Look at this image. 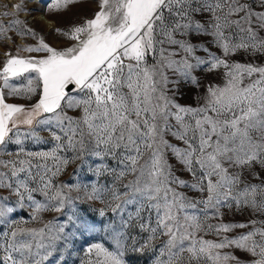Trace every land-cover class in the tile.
Returning a JSON list of instances; mask_svg holds the SVG:
<instances>
[{"label":"snow or ice","instance_id":"6c2138e0","mask_svg":"<svg viewBox=\"0 0 264 264\" xmlns=\"http://www.w3.org/2000/svg\"><path fill=\"white\" fill-rule=\"evenodd\" d=\"M91 2V18L53 29L62 46L40 37L0 67V264H264V219L224 220L264 216V0L43 6ZM11 7L0 36H36L25 0ZM89 161L95 182H57ZM10 197L40 226L10 219Z\"/></svg>","mask_w":264,"mask_h":264},{"label":"rangeland","instance_id":"374dc122","mask_svg":"<svg viewBox=\"0 0 264 264\" xmlns=\"http://www.w3.org/2000/svg\"><path fill=\"white\" fill-rule=\"evenodd\" d=\"M29 1V0H28ZM44 4L47 2H50V0H43ZM36 3H33V5H31L29 7V11L28 13L33 14L36 8ZM5 6H7L6 4H2V11L0 13H3L4 11H13V10H9V7L7 6V8H5ZM45 9V7H44ZM98 10L97 5L95 2H91L88 4H80V5H75V6H70V10L68 11H64L60 14H56V13H48L45 10L46 15L51 19L54 20V24H53V28H49L46 29L43 25L39 24V23H31L30 21H27L25 18L21 17L19 15V19H21L22 21L26 22V25L30 28H32L37 35L36 36H20L15 34L16 30H11L9 31L8 34H10L11 37V41L7 42L3 39L4 36H0V67H2V64L5 60V53L6 52H11L13 54L16 53V49L17 47H26L28 45H32L35 46L36 44H38L39 42V38L43 37L45 39V42L48 43L51 46H62L63 45V40L61 38L58 37V35L53 31V29L55 27H59V28H66L68 26H71L72 24L75 23H80L82 21L83 18H91V16L94 14V12ZM0 19H3L5 21V24H7L8 20L13 19V17H3L0 16ZM18 38L22 39L23 44H20L18 42ZM215 51V49H213ZM22 56H29V55H35V56H40L42 55V53H26V52H21L20 53ZM233 59L239 62H245L246 58L242 53L233 56ZM257 62H262L264 63V57L258 58ZM204 79V83H221V78L213 75L210 77H205ZM10 83L16 85L17 87H20L22 85H26V80L22 77H12L10 78ZM3 86V81L0 80V87ZM187 94L185 95V97L183 99H181L179 102L181 104H192L193 106H196V101H194L191 97L192 94L196 91L195 89H189L186 86L183 89ZM5 92H7V89H5ZM200 95H202L204 93V88L201 87V89L199 90ZM6 99L8 102L10 103H20V104H26L29 103L28 101L25 100L24 97L20 96V97H9L6 96ZM32 103L35 102V98H33V100L31 101ZM201 103H203V101H201ZM42 135H46V133H42ZM25 146L27 148H29L30 150H39V148L44 147L47 148L48 145H35L32 144L30 141H26L25 142ZM173 163H176L175 160L172 161ZM79 164V162H77V164H71L69 165V167L65 170V172L58 178L57 182H64V183H82V184H90L92 182H95L96 177L94 176L93 173H90L88 171V167L91 164V161H89L87 164H85L83 167H78L77 165ZM184 178H188L187 174H183ZM105 181L103 179L100 180V183H104ZM0 195L3 196H8V193L6 191H0ZM73 195L75 196L76 193L74 192ZM82 195V193H81ZM189 195H192V193H189ZM37 199L42 200L43 197L39 196L37 194ZM8 204L10 207H14L15 208V214H9L10 219H14V220H20L23 219L24 221H26L25 226L26 227H39L40 224L38 222H33L31 220V216H30V209L28 208H24V209H20L16 203H15V197H10L8 200ZM82 208H86L87 205H81ZM93 208H98L100 207L99 202H93L92 204ZM59 214L57 213H52V212H48V213H44L43 214V219L45 221L52 219L54 216H58ZM249 219H264V216H260V215H253L251 213L250 210H246L243 213H229L224 217L225 221H234V222H247ZM216 221H212V223H215ZM259 226V225H257ZM2 227V226H0ZM248 231V229H237L234 231L233 234H239L241 232H246ZM206 239H215L216 237H214L213 235L209 234L205 237ZM237 256H241L243 259H248L250 257H248L247 255H245L242 252L237 251L236 252Z\"/></svg>","mask_w":264,"mask_h":264},{"label":"bare ground","instance_id":"6f19581e","mask_svg":"<svg viewBox=\"0 0 264 264\" xmlns=\"http://www.w3.org/2000/svg\"><path fill=\"white\" fill-rule=\"evenodd\" d=\"M19 0H0V12L2 11V4H6L9 7V10L12 9V5L15 3H18ZM33 3H36L35 12L33 14L28 13L29 7L33 5ZM44 2L43 0H25V6L28 9L27 11L20 12L19 15L23 18H25L27 21H30L31 23H39L43 25L46 29L53 28L54 20H51L45 13L44 9ZM10 34H8L7 37H3V39L7 42H10L11 39H9ZM18 42L20 44H23L22 39L18 38Z\"/></svg>","mask_w":264,"mask_h":264}]
</instances>
